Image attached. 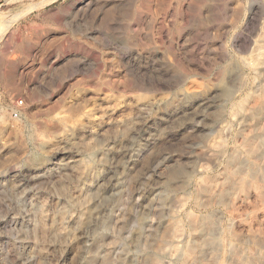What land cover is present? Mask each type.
<instances>
[{
    "label": "rangeland",
    "instance_id": "rangeland-1",
    "mask_svg": "<svg viewBox=\"0 0 264 264\" xmlns=\"http://www.w3.org/2000/svg\"><path fill=\"white\" fill-rule=\"evenodd\" d=\"M263 87L264 0H0V264H181L208 215L199 264L264 251L221 232L254 194L197 197Z\"/></svg>",
    "mask_w": 264,
    "mask_h": 264
},
{
    "label": "bare ground",
    "instance_id": "bare-ground-1",
    "mask_svg": "<svg viewBox=\"0 0 264 264\" xmlns=\"http://www.w3.org/2000/svg\"><path fill=\"white\" fill-rule=\"evenodd\" d=\"M227 91L228 87L225 85L223 92L226 93ZM261 91V94L254 98V103L252 102L251 105L244 107L242 112L245 119L260 121L261 123L251 131V134L244 138L247 156L240 157L238 154L232 153L226 162L222 179L209 178L200 183L197 192V197H200L199 202L233 203L252 193L257 198V202H259V205H257L264 213V161H259L264 156V87ZM256 198L254 199L256 200ZM190 220L195 239L183 252L181 264H194L196 262L199 264L202 259L201 256L204 255L207 249L214 251L217 250L218 245H222L219 239L213 237L216 225L212 217L208 215L198 219L190 218ZM235 221H238V218L231 219L229 225L222 228V234L225 233L231 239L245 240L256 245L264 241L262 232L261 235L260 232L250 230L245 235H242L233 231L232 225L236 223ZM238 222H241V220ZM257 229L258 227L256 231ZM225 251L228 254V256L225 254L227 257L224 254L225 257L219 254L220 258L218 254L216 256L213 255V261L215 260L219 264H264V251H248L245 255V253L241 252L242 250L239 251L232 245L229 247L227 245L223 253Z\"/></svg>",
    "mask_w": 264,
    "mask_h": 264
},
{
    "label": "built area",
    "instance_id": "built-area-1",
    "mask_svg": "<svg viewBox=\"0 0 264 264\" xmlns=\"http://www.w3.org/2000/svg\"><path fill=\"white\" fill-rule=\"evenodd\" d=\"M14 115L16 116V113H14Z\"/></svg>",
    "mask_w": 264,
    "mask_h": 264
}]
</instances>
